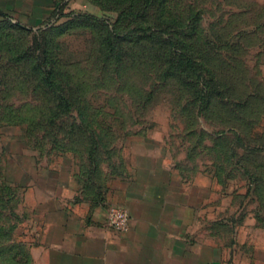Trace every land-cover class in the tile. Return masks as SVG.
Returning a JSON list of instances; mask_svg holds the SVG:
<instances>
[{"label":"rangeland","instance_id":"rangeland-1","mask_svg":"<svg viewBox=\"0 0 264 264\" xmlns=\"http://www.w3.org/2000/svg\"><path fill=\"white\" fill-rule=\"evenodd\" d=\"M5 8L0 264H33L35 172L68 158L116 166L129 142H165L184 175L217 176L221 205L229 186L264 191V0H8Z\"/></svg>","mask_w":264,"mask_h":264},{"label":"crops","instance_id":"crops-1","mask_svg":"<svg viewBox=\"0 0 264 264\" xmlns=\"http://www.w3.org/2000/svg\"><path fill=\"white\" fill-rule=\"evenodd\" d=\"M125 148L116 166L68 158L36 169L33 264H264L263 190L228 183L221 205L217 176L184 175L167 143ZM111 205L129 212L125 230L109 226Z\"/></svg>","mask_w":264,"mask_h":264},{"label":"built area","instance_id":"built-area-1","mask_svg":"<svg viewBox=\"0 0 264 264\" xmlns=\"http://www.w3.org/2000/svg\"><path fill=\"white\" fill-rule=\"evenodd\" d=\"M107 220L111 228L117 231H123L129 223L130 215L127 209L111 205L108 209Z\"/></svg>","mask_w":264,"mask_h":264},{"label":"trees","instance_id":"trees-1","mask_svg":"<svg viewBox=\"0 0 264 264\" xmlns=\"http://www.w3.org/2000/svg\"><path fill=\"white\" fill-rule=\"evenodd\" d=\"M3 13H4V12H3ZM4 14H5V15H8V14H10V12H5Z\"/></svg>","mask_w":264,"mask_h":264}]
</instances>
